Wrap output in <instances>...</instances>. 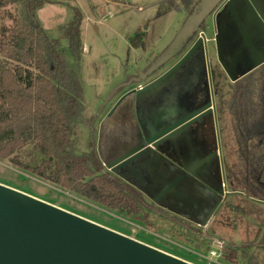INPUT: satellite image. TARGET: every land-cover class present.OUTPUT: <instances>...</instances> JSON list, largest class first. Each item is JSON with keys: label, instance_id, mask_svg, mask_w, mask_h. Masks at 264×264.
<instances>
[{"label": "trees", "instance_id": "trees-1", "mask_svg": "<svg viewBox=\"0 0 264 264\" xmlns=\"http://www.w3.org/2000/svg\"><path fill=\"white\" fill-rule=\"evenodd\" d=\"M198 1L178 0L186 15ZM46 3L55 2L0 0V9L12 8L5 13L11 26L0 29V160L102 207L145 216L148 202L135 187L105 170L93 142L94 129L84 118L78 72L81 13L67 4L69 19L51 36L36 17ZM217 101L228 126L225 174L231 194L240 201L235 210L263 222V213L255 208H264V63L230 83ZM83 124L89 127L88 145L79 152L76 132ZM31 146L35 157L21 162L20 152ZM222 249L225 261L235 264L236 249ZM243 258L245 264H258L252 256Z\"/></svg>", "mask_w": 264, "mask_h": 264}, {"label": "rangeland", "instance_id": "rangeland-1", "mask_svg": "<svg viewBox=\"0 0 264 264\" xmlns=\"http://www.w3.org/2000/svg\"><path fill=\"white\" fill-rule=\"evenodd\" d=\"M50 1L55 3L44 4L36 12V17L40 20L43 28L50 32L51 36H56V28L69 19V12L66 9L67 4L76 7L81 13L82 56L78 72L83 90V103L86 108L84 118L95 129L93 142L96 141V144L99 145L98 154L101 157H106V159H101L107 164L110 158L118 157L132 148L130 138L137 130L133 125L135 110L133 112L134 107L130 106L131 96L127 98L122 94L112 108L110 103L118 96V92L119 94L123 92L120 85H124L128 79L135 75L136 71L142 69H137L135 72L130 69L133 66L136 67L141 59V56L133 57L134 53H138L137 48L147 46L148 41L156 43L154 26L151 24L152 16L155 15L162 21L171 20L176 16V10L173 7L177 4V1L162 0L163 3L156 6L152 13L146 14L147 11H144L145 17L140 16L134 6L137 4L149 6L155 0ZM262 5L264 7V4ZM8 9L12 10L11 7L0 9V29H8L11 26V20L7 19L5 14ZM187 17L188 15L185 16L179 28L176 27L172 31L174 33L177 30L171 42ZM243 26V31L251 37L252 28L244 24ZM160 29V26L158 29L156 26V30ZM213 30V18L208 16L202 26V31L207 39L210 65L215 64V54L218 51L215 43L211 40ZM235 31L236 35L230 34L233 35L231 39L233 38L234 46L230 45L228 41L225 43L224 37H220L219 50L224 66L219 64L215 68L217 136L224 161V170L230 150L227 135L228 126H225L226 123L220 117L217 99L219 94L222 91L225 92L231 83L226 77L228 75L226 69L229 70L231 77L236 79L249 73L256 62H261L264 58L263 44L257 45L255 42L256 40L263 43L264 32L260 31L254 39L251 38L252 50H255L257 55V59H255L252 50L248 46L246 47L239 28L236 27ZM159 34L161 35L160 32ZM171 42L163 50H157V55L161 56ZM61 46L65 48L67 60L71 62L72 58L67 52V41L65 39L61 40ZM244 47L250 52L245 50ZM140 50L143 51V49ZM76 135L79 142L78 150L84 152L87 150L89 127L83 124L77 130ZM110 150H112L111 153H109ZM30 157H35L32 146L19 154L21 162H29ZM115 176L117 177V175ZM224 176L227 185H225V190L230 192V184L225 171ZM0 183L16 188L47 203H52L66 211L68 210L117 233L141 241L176 258L179 257L191 264H234L225 261L223 247L236 249L235 264H245L244 255L248 258L249 256L254 257L258 264H264V221H260L256 216L237 212L235 205L240 201L236 195L229 194L223 204L224 208L204 227L188 222L177 214L159 209L155 207L156 205L149 204L148 198L144 194H141V197L149 205L148 211H145V216L139 218L138 216L132 217L119 213L107 207H102L88 198H83L70 191H64L51 182L28 174L25 170L10 164L7 160H0ZM255 209L257 212L261 211L260 213L264 215V208L256 207ZM212 240L223 243L221 250L217 249ZM249 244L253 245L249 246ZM212 249L218 250L222 255L213 258V263L205 259L208 257L209 250Z\"/></svg>", "mask_w": 264, "mask_h": 264}, {"label": "water", "instance_id": "water-1", "mask_svg": "<svg viewBox=\"0 0 264 264\" xmlns=\"http://www.w3.org/2000/svg\"><path fill=\"white\" fill-rule=\"evenodd\" d=\"M222 1L199 0L166 51L155 61L154 58L146 60L145 67L136 71L124 85H120L123 95L127 98L131 96L130 106L134 110L139 105L147 107L148 118L146 122L138 123L136 132L130 138V150L110 158L107 164L103 161L105 170L119 179H125L141 192L144 191L138 184L140 180L136 183L132 177H144L155 197L144 192L146 196L155 204L162 200L164 209L190 221L194 220L185 212L195 209L193 213L198 214L196 209H204L209 205L205 197L211 193L218 195L219 201L208 212L204 209L206 214L203 219L195 221L199 226L210 222L216 209L231 192L223 188L224 179H221L218 190L208 184L202 177L206 175L204 162H194L188 167L179 160L171 159L167 152L181 149L203 117L209 114L214 117L213 108H209L210 103L207 107L200 105L202 96L197 85L201 72L197 67L205 61L208 53L207 39L201 31L207 17L213 18L215 34L211 40L216 50L218 36L215 20L227 10L233 15L239 32L249 46V39L237 18L232 0L225 2L220 15L215 17L214 9ZM243 1L258 24L256 30L264 32V13L259 10L255 0ZM245 23L253 24L250 17L246 18ZM217 60L223 66L219 55ZM262 63L264 58L261 62L257 61L253 69ZM228 77L231 83L237 79L229 73ZM186 79L189 84L183 86ZM173 89L176 90L174 102H164V97ZM184 91H188L185 98L181 97ZM157 106L161 108L158 113ZM163 162L164 171L171 168L174 174L161 172L159 178L158 172L159 177L153 179L156 169ZM0 264L191 263L0 183Z\"/></svg>", "mask_w": 264, "mask_h": 264}, {"label": "flooded vegetation", "instance_id": "flooded-vegetation-1", "mask_svg": "<svg viewBox=\"0 0 264 264\" xmlns=\"http://www.w3.org/2000/svg\"><path fill=\"white\" fill-rule=\"evenodd\" d=\"M233 2V7L234 10L237 14V18L238 20L245 26L248 25V27L250 26L252 28L251 30V37L248 33L245 32V34L247 35V38L249 39V46L246 44V41L244 40L246 47L248 46L250 50H252V45H251V38L254 39L256 34H258L260 31L256 30L258 24L255 22L254 18L252 17V14L249 13V11L247 10V7L244 4L243 0H232ZM257 7L259 8V10H261L262 13H264V7L262 4H264V0H255ZM225 5V4H224ZM224 5L221 6V3H219L215 9H214V14L215 17L216 15H218L219 12H221L223 10ZM250 17L253 24H247L245 23L246 18ZM243 21V22H242ZM215 22H217V28H215V32L218 36V50H219V42H220V37H224V39L226 40L225 43H227V41L230 43V45H233V38L231 39L230 34H235L236 35V27L238 28L235 19L233 17V15L229 12V10L225 11L219 18L218 20ZM244 27V26H243ZM202 31V28H201ZM263 32V31H262ZM257 45H261L263 44L264 46V41L263 43H259L258 41H256ZM241 45H242V39H241ZM224 46V44H223ZM246 47H244L245 50H247L248 52H250ZM252 54L254 56V58H256V52L255 50H252ZM218 55L219 58L221 60V63L224 66L223 60L220 56V50L216 52L215 54V64L210 65V58L208 56V53L205 57V61L201 62L200 65L197 67L198 70H200L201 72H199V79L197 81V85L200 89V94L202 96V104L203 107H207L210 103L209 108H213L214 111V117L207 115L205 117H203L198 123L199 125L196 127V129L194 130L192 136L188 139V142L185 143L184 146L181 147V149H174L169 150L167 152L168 156L171 159H175V160H179L181 163L185 164L188 167H191L192 164H194V162H198V161H202L205 164V171H206V175L202 176L209 185H212L213 187H215L217 190L220 188V184H221V179H224L223 184V188H225L226 185V180H225V176H224V161L223 158L221 156V150H220V143L218 141V131H217V110H216V95H215V87L214 84L216 82V65H219L218 63ZM264 55V53H263ZM157 54L154 56V61L157 58ZM257 59V58H256ZM156 71V70H155ZM229 73V70H228ZM230 75V74H229ZM232 76V75H231ZM223 77V74H222ZM226 77L229 80L228 75H226ZM242 77V76H240ZM239 77V78H240ZM237 78V79H239ZM185 79V77L183 78ZM184 81V80H183ZM185 85L189 84V80L187 81V79L184 81ZM218 84V83H217ZM174 90V89H173ZM171 90L165 97H164V102H169L171 103L172 101L174 102L175 100V94H176V90ZM123 94V92H122ZM188 95V91L185 93L181 92V97L185 98V96ZM174 99V100H173ZM161 101V100H160ZM172 102V103H173ZM176 102V101H175ZM208 108V109H209ZM161 109L160 106H157V113L158 110ZM178 151V152H177ZM162 167H164V162L160 163V177L158 176V171L156 169V172L154 173L153 179H156V177L158 176L159 178H161L162 173L161 172H166V174H174V170H172L171 168H167L166 171H164L165 169H163ZM204 170V168H203ZM131 179V178H130ZM133 181L138 183V181L140 180V182L138 184H140L141 188L143 189L144 192H147V195H151L154 196L153 194H151L150 191L152 190V188L150 187V189H148L149 187L147 186L148 184L146 183V181L144 180V177H139L138 179H134L132 177ZM151 181H153L150 178ZM145 195V194H144ZM146 196V195H145ZM155 197V196H154ZM153 197V198H154ZM148 198L149 204H153L156 205L155 207H158L159 209H164L162 207V200H159L157 204H155L151 198ZM208 206H206L207 209L206 212H208V209L211 208V206H214L220 198H218V195L216 194H212L208 197ZM228 198V196H227ZM226 198V199H227ZM226 201V200H225ZM224 201V203H225ZM192 202V201H190ZM189 202V203H190ZM221 206L218 207V209H216L215 211V215L212 217V219L215 218V216L218 214V212L220 211V209L223 207V204ZM204 209H196V213L198 214H194L193 210L195 209H190L188 212H185L188 214L189 217H191L194 221H190L187 220L186 218L181 217L180 215H178L179 217L187 220L188 222L191 223H195V221L197 220H201V218L203 219V216H205L206 212L204 211ZM214 209V210H215ZM166 210V209H164ZM168 211V210H166ZM169 212V211H168ZM194 214V215H193ZM212 219L210 220V222L212 221ZM196 224V223H195ZM207 224L204 226L206 227Z\"/></svg>", "mask_w": 264, "mask_h": 264}, {"label": "crops", "instance_id": "crops-1", "mask_svg": "<svg viewBox=\"0 0 264 264\" xmlns=\"http://www.w3.org/2000/svg\"><path fill=\"white\" fill-rule=\"evenodd\" d=\"M177 4H175V6L173 8H175L176 10V16H174L173 18H171V20L168 21H162L160 20L157 16L153 15L152 16V21L151 24L152 26H154V31H155V38L156 43H153V41H148L147 42V46H142V47H138L137 52L138 53H134L133 57L136 58V56H141L140 61L136 64V67H131V71L135 72L137 69L143 68L147 62L146 60H149L150 58L153 59L154 56L158 53L156 52L157 50H163L172 40L173 36H175V32H172L176 27L179 28L181 22L184 20L186 14L184 13L183 9L181 8L178 0ZM162 0H155L152 3H150V5H144V4H137L134 6L135 9H137L138 14H140V16H144L148 13H152L154 8L156 6H159L160 4H162ZM144 11H147L146 14L144 15ZM183 18V19H182ZM170 21V22H169ZM156 26L157 29L160 26L161 29L160 30H156ZM159 32L161 33V35L159 34ZM214 30H213V35L212 37H214ZM208 38V37H207ZM213 46V43H212ZM214 47V46H213ZM143 49V51H141L140 49ZM122 96V93L119 94L118 92V96L113 99L110 103V107L112 108V106H114V104L119 100V98ZM134 112V109H133ZM137 117V119H136ZM148 118V112H147V107L144 105H139V107L137 108V110H135V114H133V125H135V129H137V127L139 126L138 123H143L146 122ZM94 135H95V129H94ZM95 144V148L96 151L98 150L99 145L96 144V141H94ZM112 150H110L109 153H111ZM98 154V151H97ZM98 157L100 159V161H103L101 158H105L104 156L101 157V155L98 154ZM157 171L159 172L160 169L157 168ZM227 186V185H226ZM137 190V189H136ZM138 191V190H137ZM140 191V190H139ZM141 192V191H140ZM141 194H144V192H141Z\"/></svg>", "mask_w": 264, "mask_h": 264}, {"label": "built area", "instance_id": "built-area-1", "mask_svg": "<svg viewBox=\"0 0 264 264\" xmlns=\"http://www.w3.org/2000/svg\"><path fill=\"white\" fill-rule=\"evenodd\" d=\"M227 1H229V0H223L222 2H221V6L222 5H224V3L225 2H227ZM214 243H215V245L217 246V249H219V250H221V248H222V246H223V243L222 242H220V241H218V240H212ZM222 255H221V252H219L218 250H214V249H212V250H209V253H208V257L207 258H205V259H207L209 262H211V263H213L214 261L212 260L213 258H216V257H221Z\"/></svg>", "mask_w": 264, "mask_h": 264}]
</instances>
